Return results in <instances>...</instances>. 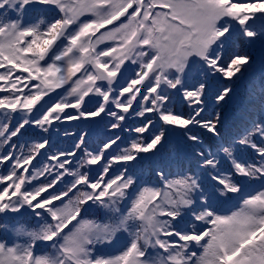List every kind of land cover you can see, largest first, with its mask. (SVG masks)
Returning <instances> with one entry per match:
<instances>
[{
  "label": "snow or ice",
  "instance_id": "1",
  "mask_svg": "<svg viewBox=\"0 0 264 264\" xmlns=\"http://www.w3.org/2000/svg\"><path fill=\"white\" fill-rule=\"evenodd\" d=\"M0 264H264V0H0Z\"/></svg>",
  "mask_w": 264,
  "mask_h": 264
},
{
  "label": "trees",
  "instance_id": "2",
  "mask_svg": "<svg viewBox=\"0 0 264 264\" xmlns=\"http://www.w3.org/2000/svg\"><path fill=\"white\" fill-rule=\"evenodd\" d=\"M259 85V86H258ZM257 90H259V87H260V84H257ZM239 94L240 95H243V96H247L246 95V90H243V88H241L240 90H239ZM240 103H241V101L239 100V101H235L234 103H233V105H232V109H231V112L229 113L230 115L234 112V111H238L239 110V107H240ZM219 110V109H218Z\"/></svg>",
  "mask_w": 264,
  "mask_h": 264
},
{
  "label": "rangeland",
  "instance_id": "3",
  "mask_svg": "<svg viewBox=\"0 0 264 264\" xmlns=\"http://www.w3.org/2000/svg\"><path fill=\"white\" fill-rule=\"evenodd\" d=\"M252 77L246 76L245 78H243L240 82H239V86L237 87L236 91L240 88L243 87V85L245 84V79H251Z\"/></svg>",
  "mask_w": 264,
  "mask_h": 264
}]
</instances>
